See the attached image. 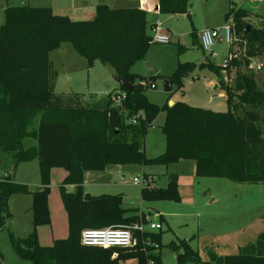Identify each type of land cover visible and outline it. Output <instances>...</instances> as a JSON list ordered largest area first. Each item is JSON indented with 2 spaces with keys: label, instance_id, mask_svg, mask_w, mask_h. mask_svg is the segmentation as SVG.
Here are the masks:
<instances>
[{
  "label": "trees",
  "instance_id": "16d2710c",
  "mask_svg": "<svg viewBox=\"0 0 264 264\" xmlns=\"http://www.w3.org/2000/svg\"><path fill=\"white\" fill-rule=\"evenodd\" d=\"M230 5L226 17L231 15L234 36L238 37L228 50L230 64L222 69L210 62L198 66L178 63L168 78L180 89L196 67L207 68L223 91L227 110L213 112L180 101L165 105L166 150L158 159L165 166L191 161L196 178L260 185L264 184V20L249 24L251 13ZM157 9L163 16H188L190 4L188 0H157ZM149 30L147 12L142 9L99 5L87 21H72L45 7L10 6L3 10L0 152L10 157L13 170L20 163L37 159L40 175V186L33 191L9 178L0 180V230L11 220L8 198L14 194L31 196L32 231L19 237L8 229L9 244L20 260L29 264H118L129 259H137L139 264L158 263L159 232H133L134 245L128 249L103 250L83 247L79 242L85 229L145 224L143 214L123 207L120 195L86 196L82 185L86 173L146 162L143 141L158 109L143 92L155 85L132 75L129 69L150 47ZM62 43L70 44L90 65L97 62L111 69L134 86V91L118 87L101 97L95 107L81 105L85 99L79 95H54L48 56ZM251 61L260 65L258 71L251 68ZM117 91L125 93L118 106L113 101ZM51 169L67 174L58 191L67 215L68 236L42 247L36 228L50 224L47 198ZM140 198L143 202H178L177 177L169 175L165 190L141 189ZM146 242L156 245L158 253L154 254V246ZM170 248L174 264H264V233L234 255L217 256L209 251L206 262L188 241L171 242ZM114 252L117 256L112 259Z\"/></svg>",
  "mask_w": 264,
  "mask_h": 264
},
{
  "label": "rangeland",
  "instance_id": "374dc122",
  "mask_svg": "<svg viewBox=\"0 0 264 264\" xmlns=\"http://www.w3.org/2000/svg\"><path fill=\"white\" fill-rule=\"evenodd\" d=\"M53 1L0 0V23L3 22V10L6 7L51 8L48 6ZM57 1L63 8L60 11L51 8L55 14L72 21H87L77 16L79 12L74 10L77 4H70L69 0ZM188 3L190 4L188 16H175L169 21L158 22L161 27L171 31L173 37L170 43L148 47L144 58L129 69L132 75L144 77L148 84L151 81L155 85L154 88L149 87L143 92L147 101L158 109L153 127L147 131L143 141L146 162L144 165L107 166L103 171L90 173L87 179L83 178V183L87 182L86 190L93 195L115 190L122 194L125 208L149 213L150 221L158 218L156 213L163 217L162 228L157 231L160 234V256L157 264L175 263V255L170 248L171 242L188 241L191 248L198 253L200 260L206 262L209 251L217 256L233 255L237 253L238 247L254 243L257 236L264 233V184H236L225 179L196 178L191 161L184 160L165 166L158 159L166 150V138L163 133L166 118L164 106L170 101L184 102L213 112L227 110L223 91L214 88L217 83L215 75L205 67H196L188 74L183 80L182 88L178 89L173 85L169 94L162 90V81L165 80L163 77L174 72L177 62L198 66L205 61L222 66L224 57L228 55V46L217 41L213 48L215 57H206L197 46V32L221 28L227 22L226 16L231 3L235 9L241 7L251 13L249 24H257L258 21L264 20V0H247L244 3L241 0H188ZM63 45L70 48L69 44L62 43L48 56L53 76L52 93L56 96L79 95L85 99L81 105L98 106L101 97L118 88L112 80L115 74L97 62L90 65L78 54H74L78 58H71ZM146 66L157 70L156 78H150ZM10 161L7 154L0 152V180L9 178L14 184L26 186L31 191L40 185L37 159L20 163L14 170ZM115 168H118L117 172H113ZM62 173H64L62 169L49 171L50 191L58 193L57 182L61 179ZM170 173L177 175L179 199L177 203L143 202L140 198L141 189L129 184L134 177L145 176L152 180L153 188L165 190L169 185ZM96 186H102L100 192L93 191L98 189ZM85 195L91 196L89 193ZM30 202L29 194H14L8 198L11 220L9 226L0 231V237L6 233L8 239V229L16 236L22 237L19 232H22L25 226L26 217L29 223ZM156 221L155 223H159ZM28 232L31 231H27L26 234ZM112 256L115 257L117 254L114 252ZM125 264L139 263L137 259H129ZM185 264L194 263L188 261Z\"/></svg>",
  "mask_w": 264,
  "mask_h": 264
},
{
  "label": "crops",
  "instance_id": "0c3cea01",
  "mask_svg": "<svg viewBox=\"0 0 264 264\" xmlns=\"http://www.w3.org/2000/svg\"><path fill=\"white\" fill-rule=\"evenodd\" d=\"M69 3L70 4H77V6L74 9V10H77L79 12L77 16L83 17L81 19H86V20H91L94 17L95 8L99 5H106L110 8L112 7V9H119L120 7H127V9H142V10L147 12V26H149V27H151L156 22H162L164 20L169 21L173 17H175V16L160 15L158 13V9H157V0H69ZM48 7H51L57 11H60L63 8L61 3H59L57 0H54L53 2H51V4ZM180 16H182V15H180ZM184 16H187V15H184ZM164 29L169 32L170 41H171V39L173 37L171 31L167 28H164ZM200 33H201L200 31L197 32V41L196 42H197V46H198L199 50L203 54V51H202L201 46H200V41H199ZM63 44H67V43H63ZM63 46H64V50L67 52L68 55H70L71 58L76 57V55H74L76 53L72 49L71 45H70V48L67 47V45H63ZM228 50H229V48H228ZM226 57H227V55L224 58H226ZM76 58H78V57H76ZM178 63H180V62H177V65H178ZM216 65H218V64H216ZM50 69H51V64H50ZM170 76L163 77V78L168 80V78ZM51 77H53V76H51ZM214 88H218L217 83H216V86ZM117 89H114V90H117ZM174 103L175 102L170 101L168 103V106H171ZM152 127H153V125H152ZM117 170H118V168H117ZM117 170H113V172H117ZM63 172L64 173H62L61 179L57 182L58 186L60 185V183L63 181V179L67 175L64 170H63ZM170 175L177 176L176 174H173V173H170ZM89 176H90V173H86L84 177H86V179H87ZM85 186H87V182H84L82 185L83 192L85 194L89 193L91 196H100L102 194L101 193L100 195H93V194H91V192H89V190H86ZM38 187H36V188H38ZM95 188H98V189H96V190L94 189L93 191H99L100 192L99 189L102 188V186H96ZM112 188H114V187H112ZM107 191H110V192L102 194V195H110V196L120 195L122 197V194L120 192H116L115 190H107ZM174 203H177V202H174ZM47 205H48V211H49V216H50V224L47 226H40V227L36 228V235H37L38 243L42 247H49L53 244L54 241L66 239L68 236L67 215H66V212L63 208V205H62V202L60 199V195H59V191H58V193H56L53 190L52 191L49 190V195L47 198ZM30 206H31V202H30V205L28 206L29 207V209H28L29 213H30ZM126 209H128V208H126ZM137 213L143 214L144 217H148V219L150 220V214L149 213H147V214H145L143 212H141V213L137 212ZM156 215L158 218H156L153 222L158 220L159 224L161 225V222L163 221V217L161 215H158L157 213H156ZM159 217L162 218L161 221L159 220L160 219ZM30 227L32 228L31 213L29 216V223H27V217H26L25 226H24L22 232H19V235L22 237H25L26 235H28L30 232H28V234H26L27 231H32V230H30L31 229ZM242 247H244V246H242ZM242 247H238L237 253H238L239 249H241ZM111 258L114 259V258H116V256L115 257L112 256ZM0 264H29L26 261L20 260L15 255V253L13 252V250L9 244L6 233L1 235V237H0ZM118 264H125V262H119Z\"/></svg>",
  "mask_w": 264,
  "mask_h": 264
},
{
  "label": "built area",
  "instance_id": "2783aa9c",
  "mask_svg": "<svg viewBox=\"0 0 264 264\" xmlns=\"http://www.w3.org/2000/svg\"><path fill=\"white\" fill-rule=\"evenodd\" d=\"M149 41L148 45L152 46L154 44L165 45L170 43V34L161 25L156 22L149 30ZM200 46L206 57L214 58V45L217 41L225 43L228 48L236 42V38L233 32V22L232 17L229 15L227 17V22L219 29L204 30L200 33L199 37ZM230 64L229 55L223 60L222 69H225ZM251 68L258 71L260 65L257 62L251 61ZM153 88V86L151 87ZM125 98V93L117 91L113 97V101L116 106H118L121 101ZM137 117V116H136ZM129 122L134 123L131 119ZM129 184L139 187L140 189H149L152 184V180L148 177L142 176L141 178L134 177ZM145 224L137 223L127 228L113 229L106 228L100 230L85 229L80 233L79 242L83 247L100 248L103 250L107 249H128L134 245L133 242V232L144 233L157 232L161 230V225L150 221L148 217H144ZM147 246H154V254L158 253L157 246L152 245L150 242H146ZM147 264H153L149 261Z\"/></svg>",
  "mask_w": 264,
  "mask_h": 264
},
{
  "label": "water",
  "instance_id": "95a60500",
  "mask_svg": "<svg viewBox=\"0 0 264 264\" xmlns=\"http://www.w3.org/2000/svg\"><path fill=\"white\" fill-rule=\"evenodd\" d=\"M146 72L150 77H154L157 74V70L152 67H147L146 66ZM112 80L117 84L118 87L123 88L124 90L132 93L134 91V86L130 85L128 82L123 77H119L117 75L112 76ZM162 90L164 93L169 94L172 91V83L165 79L162 81ZM117 170V168H115ZM89 196V195H86Z\"/></svg>",
  "mask_w": 264,
  "mask_h": 264
}]
</instances>
